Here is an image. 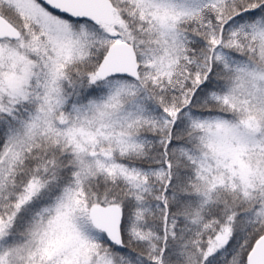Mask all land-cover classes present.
<instances>
[{
    "label": "snow or ice",
    "instance_id": "1",
    "mask_svg": "<svg viewBox=\"0 0 264 264\" xmlns=\"http://www.w3.org/2000/svg\"><path fill=\"white\" fill-rule=\"evenodd\" d=\"M0 264H264V0H0Z\"/></svg>",
    "mask_w": 264,
    "mask_h": 264
}]
</instances>
